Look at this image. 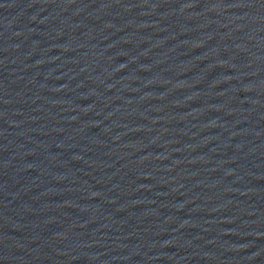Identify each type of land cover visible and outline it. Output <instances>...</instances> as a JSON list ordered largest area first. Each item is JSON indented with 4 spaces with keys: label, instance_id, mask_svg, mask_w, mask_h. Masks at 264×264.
<instances>
[{
    "label": "water",
    "instance_id": "1",
    "mask_svg": "<svg viewBox=\"0 0 264 264\" xmlns=\"http://www.w3.org/2000/svg\"><path fill=\"white\" fill-rule=\"evenodd\" d=\"M0 264H264V0H0Z\"/></svg>",
    "mask_w": 264,
    "mask_h": 264
}]
</instances>
